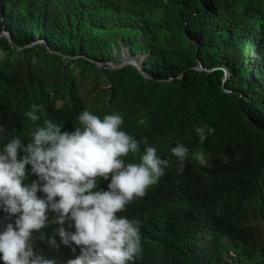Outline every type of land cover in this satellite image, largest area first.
<instances>
[{"label": "trees", "instance_id": "16d2710c", "mask_svg": "<svg viewBox=\"0 0 264 264\" xmlns=\"http://www.w3.org/2000/svg\"><path fill=\"white\" fill-rule=\"evenodd\" d=\"M120 41L146 55L145 76L107 65ZM33 104L43 106L36 122L24 116ZM84 110L119 114L121 130L169 161L117 213L140 221L142 252L129 264H227L230 253L236 264H264V241L249 231L264 222V0H0V151L17 136L26 146L45 119L71 133ZM205 126L215 131L201 142L195 128ZM178 143L189 149L183 173L171 153ZM143 148L126 162L139 163ZM26 176L37 179L31 165ZM108 183L98 178L97 190ZM14 221L0 208V230ZM34 250L74 258L62 244Z\"/></svg>", "mask_w": 264, "mask_h": 264}, {"label": "clouds", "instance_id": "9594fccd", "mask_svg": "<svg viewBox=\"0 0 264 264\" xmlns=\"http://www.w3.org/2000/svg\"><path fill=\"white\" fill-rule=\"evenodd\" d=\"M37 112L43 113V106L33 104L24 116L36 122ZM78 122L69 133L45 119L42 127L30 131L26 146L24 138L17 136L0 151V208L7 220L15 217V226L7 223L0 230L3 264H61L34 250L37 241H46L56 251L61 244L71 248L74 258L64 264H129L141 254L140 221L117 213L143 198L165 174L169 161L158 156L147 137L137 140L121 130L119 114L101 119L84 110ZM214 131L211 126L195 128L201 142ZM141 145L144 154L139 163L126 162L124 158L139 153ZM188 152L180 143L171 149L178 173L185 170ZM195 159L203 164L205 154L201 151ZM27 165L37 177L30 183H25ZM98 178H110L107 190H97ZM38 192L46 198H38ZM49 211L56 214L51 220ZM50 225H57L51 235L42 231ZM72 245L79 247V254Z\"/></svg>", "mask_w": 264, "mask_h": 264}, {"label": "water", "instance_id": "95a60500", "mask_svg": "<svg viewBox=\"0 0 264 264\" xmlns=\"http://www.w3.org/2000/svg\"><path fill=\"white\" fill-rule=\"evenodd\" d=\"M5 36L8 38V41L10 42L11 41L10 35L8 34V35H5ZM120 45H121V52H122L120 58L122 57V55L126 54L128 57H131L133 60H135L137 62V65L129 63V64L121 65V66H114L115 62H109L110 63V64L108 63L109 67L111 69H120L123 66L129 65V66L135 67L143 76H145V74L143 72V69H142V62H143V59L146 57V55H141V54L138 53V54H136L134 56H130L129 52H128V49L124 47V45L122 44L121 41H120ZM198 70L209 71V70L203 69L200 62L198 63ZM227 77H228V75H227L226 71H224V78L222 80L225 81V79Z\"/></svg>", "mask_w": 264, "mask_h": 264}, {"label": "rangeland", "instance_id": "374dc122", "mask_svg": "<svg viewBox=\"0 0 264 264\" xmlns=\"http://www.w3.org/2000/svg\"><path fill=\"white\" fill-rule=\"evenodd\" d=\"M121 53H119V55L117 56V58L115 59V63H114V66H117V63L122 59V57L120 58L121 56ZM127 62L131 61L130 59H127L126 60ZM132 62V61H131ZM134 63V62H132ZM110 64V63H109ZM99 67L101 66V64H97ZM108 65V64H107ZM119 65V64H118ZM109 66V65H108ZM249 231L255 235L256 237L258 238H261L263 239L262 241H264V222H255V223H252L250 226H249ZM229 257L230 259L228 260H225L227 264H236L235 262V257H234V254L233 253H230L229 254Z\"/></svg>", "mask_w": 264, "mask_h": 264}, {"label": "bare ground", "instance_id": "6f19581e", "mask_svg": "<svg viewBox=\"0 0 264 264\" xmlns=\"http://www.w3.org/2000/svg\"><path fill=\"white\" fill-rule=\"evenodd\" d=\"M122 58H125V59H132L131 57L128 58V56H127L126 54L122 55ZM92 62H93V61H92ZM130 62H131V61H129V63H130ZM134 62H135V63H132V64H136V65H137V62H136L135 60H134ZM129 63H123V64H120V62H118L117 65L120 64V65H118V66H121V65L129 64ZM43 196H44V198H46V195H45V194H42V197H43ZM57 199H58V198H57Z\"/></svg>", "mask_w": 264, "mask_h": 264}]
</instances>
